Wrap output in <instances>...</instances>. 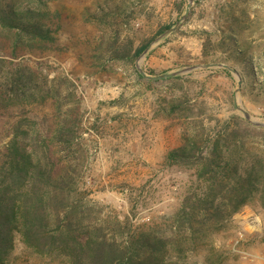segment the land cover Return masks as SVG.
<instances>
[{"label": "rangeland", "instance_id": "rangeland-1", "mask_svg": "<svg viewBox=\"0 0 264 264\" xmlns=\"http://www.w3.org/2000/svg\"><path fill=\"white\" fill-rule=\"evenodd\" d=\"M4 1L16 9L80 6L71 33H60L49 47L31 41L33 52L15 59L44 74L59 89L58 103L78 112L77 144L61 152L76 168L75 213L107 236H125L126 225L118 228L113 222L126 216L139 236L170 235L172 264H203L210 246L213 262L264 264V198L253 196L236 212L188 234L176 226L175 216L183 204L203 197L206 182L184 165L165 161L185 134L201 130L195 128L200 122L212 134L229 122L237 141L245 139L244 146H253L264 158V132L241 129L246 122L253 125L250 120L264 122V0H192L184 17L189 0H134L133 11L118 28L121 36L132 37L135 45L152 37L134 62L89 56L86 48L110 35L102 24L84 21L81 8L95 9L94 0ZM170 27L175 28L156 39ZM12 36L0 29V58L9 56ZM190 66L196 67L158 80L139 72L158 75ZM171 103L180 106L173 110ZM3 104H11L6 111H12L18 100ZM32 110L34 129L42 131L45 122L56 120L50 100ZM8 120L0 116V145L11 137ZM237 146H228L229 159L242 158ZM14 246L10 264L60 263L39 257L17 238ZM164 257L170 258L168 253Z\"/></svg>", "mask_w": 264, "mask_h": 264}, {"label": "trees", "instance_id": "trees-1", "mask_svg": "<svg viewBox=\"0 0 264 264\" xmlns=\"http://www.w3.org/2000/svg\"><path fill=\"white\" fill-rule=\"evenodd\" d=\"M94 1L95 9L89 5L81 8L84 21L102 24L110 35L88 46L89 56L134 62L152 40L151 37L135 45L132 37L121 36L118 29L136 2ZM72 6L57 3L52 9H16L10 2L0 0V29L13 35L9 56L0 58V101L18 100L12 111H6L11 104L0 105V116L9 119L11 134L0 145V264H10L16 238L34 254L59 259V264H172V245L170 250L167 247L170 235L158 237L149 232L139 236L126 216L113 222L118 228L126 225L125 236H107L98 224H90L81 213H75L72 196L78 190L76 168L61 152L77 144L78 112L58 103L59 89L49 84L44 74L15 60L25 52H33L31 41L49 47L59 40L60 33H71L75 8L80 7ZM47 100L54 106L56 120L51 125L45 122L42 131L34 129L37 116L32 109ZM179 106L171 103L173 110ZM200 123L195 128L201 130L194 128L185 134L183 143L165 155L166 163L184 165L206 182L203 197L189 206L183 204L175 216L179 220L176 226L185 228L188 234L236 212L253 196L264 198V158L259 150L245 147V139L237 141L229 122L223 123L218 134ZM246 124L241 129L264 132V127ZM230 145L242 148V158L227 157ZM190 198L186 195V200ZM212 250V246L205 249L203 264H219L221 259L211 260ZM166 253L170 258H163Z\"/></svg>", "mask_w": 264, "mask_h": 264}, {"label": "water", "instance_id": "water-1", "mask_svg": "<svg viewBox=\"0 0 264 264\" xmlns=\"http://www.w3.org/2000/svg\"><path fill=\"white\" fill-rule=\"evenodd\" d=\"M191 1L192 0H189L187 5H186V9H185V13L183 15L186 16L188 11H189V8H190V5H191ZM175 27H170L168 28L166 31H164L161 35H159L156 39L160 38L161 36L165 35L166 33L170 32L171 30H173ZM224 67L230 69L231 71L235 72L236 71L230 67H228L227 65H223ZM196 66H190V67H186L184 69H181V70H178V71H174V72H170V73H161V74H158V75H147L142 69H139V72L141 75H143L144 77L146 78H150V79H154V80H158V79H164L166 77H169L171 75H174V74H177L179 72H184V71H188L190 69H193L195 68ZM240 81L238 80V85H239ZM244 113V116L247 118V119H250L249 118V115L248 113H246L245 111L243 112ZM250 122L255 125V126H261V127H264V122L262 121H257V120H250Z\"/></svg>", "mask_w": 264, "mask_h": 264}]
</instances>
